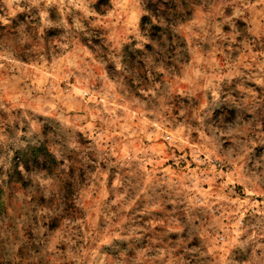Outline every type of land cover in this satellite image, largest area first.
<instances>
[{"label": "clouds", "instance_id": "clouds-1", "mask_svg": "<svg viewBox=\"0 0 264 264\" xmlns=\"http://www.w3.org/2000/svg\"><path fill=\"white\" fill-rule=\"evenodd\" d=\"M0 264H264V0H0Z\"/></svg>", "mask_w": 264, "mask_h": 264}]
</instances>
